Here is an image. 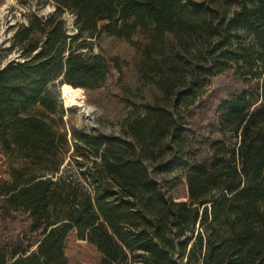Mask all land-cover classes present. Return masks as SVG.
<instances>
[{
    "label": "trees",
    "instance_id": "trees-1",
    "mask_svg": "<svg viewBox=\"0 0 264 264\" xmlns=\"http://www.w3.org/2000/svg\"><path fill=\"white\" fill-rule=\"evenodd\" d=\"M52 3L0 51V218L23 211L39 235L33 250L0 241V264H264V0ZM100 31L135 47L139 80L159 91L121 137L63 120L64 85L95 90L122 70L117 57L87 54ZM229 68L256 81L257 95L244 89L218 105L219 132L236 141L216 139L196 159L181 110L194 103L195 79ZM147 163L182 171L186 200Z\"/></svg>",
    "mask_w": 264,
    "mask_h": 264
},
{
    "label": "rangeland",
    "instance_id": "rangeland-1",
    "mask_svg": "<svg viewBox=\"0 0 264 264\" xmlns=\"http://www.w3.org/2000/svg\"><path fill=\"white\" fill-rule=\"evenodd\" d=\"M53 9L52 0H0V51L10 46L16 26L26 23L28 15L46 16ZM64 19L68 33L74 34L72 15L66 13ZM102 26L103 23L99 24L100 29ZM90 43L87 54H100L108 59L117 57L122 61V70L118 72L113 69L98 89L78 88L81 95L75 100L68 99L62 92L63 120L67 129L74 126L88 132L121 137L122 125L126 118L140 112L143 104L153 101L159 95V91L153 84L139 80L132 64L137 53L130 43L102 31ZM16 57V53H10L3 60V64ZM192 83H195L193 88L196 98L191 106L182 108L181 126L186 129L187 145L191 154H195L196 159L201 160L209 157L207 147L212 141L223 137L230 144L236 141L231 134L223 135L219 132L218 105L224 99L239 94L244 89L251 91V99L254 100L258 89H256V81L246 84L241 77L234 74L232 68L209 77L204 84L197 83L196 79ZM122 85L126 87L125 90ZM147 165L151 177L159 181L170 196L178 201L186 200L187 185L182 171L176 170L165 174L160 173L154 164L147 163ZM5 170L4 160L0 156V174L7 178ZM38 237V233L31 231L27 213L18 211L5 220L0 218V241H20L25 246H31L33 250ZM73 246L69 249L70 255L73 253ZM74 250L79 254L80 245L77 244Z\"/></svg>",
    "mask_w": 264,
    "mask_h": 264
},
{
    "label": "bare ground",
    "instance_id": "bare-ground-1",
    "mask_svg": "<svg viewBox=\"0 0 264 264\" xmlns=\"http://www.w3.org/2000/svg\"><path fill=\"white\" fill-rule=\"evenodd\" d=\"M79 89L78 88H73L69 85H64L62 87V92L64 93L65 97L71 100L77 99L81 94H79Z\"/></svg>",
    "mask_w": 264,
    "mask_h": 264
}]
</instances>
